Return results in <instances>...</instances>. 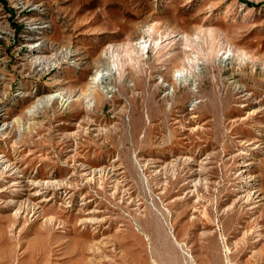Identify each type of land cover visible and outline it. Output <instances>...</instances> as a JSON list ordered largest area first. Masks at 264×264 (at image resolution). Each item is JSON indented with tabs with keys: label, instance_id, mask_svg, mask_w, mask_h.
<instances>
[{
	"label": "rangeland",
	"instance_id": "374dc122",
	"mask_svg": "<svg viewBox=\"0 0 264 264\" xmlns=\"http://www.w3.org/2000/svg\"><path fill=\"white\" fill-rule=\"evenodd\" d=\"M0 124V264H264V0H0Z\"/></svg>",
	"mask_w": 264,
	"mask_h": 264
},
{
	"label": "bare ground",
	"instance_id": "6f19581e",
	"mask_svg": "<svg viewBox=\"0 0 264 264\" xmlns=\"http://www.w3.org/2000/svg\"><path fill=\"white\" fill-rule=\"evenodd\" d=\"M111 73H112V68H110V67H106V68H103L101 70H98L97 73H95L96 74L95 77L92 79V84L104 83L106 85L107 91H109L110 85L113 83V80L110 77ZM177 85H178V82H177ZM57 100H62V101L64 100L62 94H60V93H51L48 96H46L44 99L39 101L37 105L41 106V105H43L45 103L47 105H50V104L56 102ZM91 103H93V102H91ZM88 108H90V105L88 106ZM248 145H253V143H249ZM253 149H256V148H253ZM245 151H241L240 154L245 155V156L246 155H250L248 152H245ZM253 164H254V162H252V161H246L243 166L244 167H250ZM245 171L246 170L242 171L241 176H244L243 172H245ZM255 181H256V177H254V176H247V177L244 176V184L242 185V188L246 189L245 192L248 191L247 192L248 193V199L259 198V196H256L257 195L256 191H253V190L251 191V188H253V186L255 185ZM46 183L47 184L51 183L53 185H57L58 184V182H56V181H48V182L46 181ZM256 202H259V201H256Z\"/></svg>",
	"mask_w": 264,
	"mask_h": 264
}]
</instances>
